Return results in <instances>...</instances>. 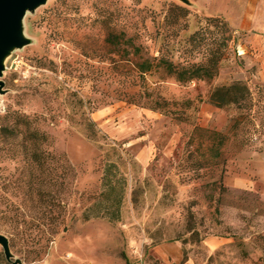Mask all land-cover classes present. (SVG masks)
<instances>
[{
  "label": "rangeland",
  "instance_id": "obj_1",
  "mask_svg": "<svg viewBox=\"0 0 264 264\" xmlns=\"http://www.w3.org/2000/svg\"><path fill=\"white\" fill-rule=\"evenodd\" d=\"M229 3L46 0L26 13L25 44L1 78L0 234L12 262L1 246L0 264H169L149 252L165 242L195 264H264V185L240 169L264 158V78L243 58L249 31L233 28ZM122 29L146 56L218 61V73L179 82L155 69L140 79L131 51L107 42ZM237 81L254 102L234 128L240 111L210 96ZM9 112L27 115L48 142L2 131ZM109 163L127 180L121 220H85ZM239 174L248 187L230 184Z\"/></svg>",
  "mask_w": 264,
  "mask_h": 264
},
{
  "label": "trees",
  "instance_id": "obj_2",
  "mask_svg": "<svg viewBox=\"0 0 264 264\" xmlns=\"http://www.w3.org/2000/svg\"><path fill=\"white\" fill-rule=\"evenodd\" d=\"M109 44H116L119 47L124 46L131 54L135 56V61H131L135 72L140 79L155 69L163 70L167 75L175 77L179 82H191L194 80H211L218 73V61L204 62L192 65L175 64L173 61L161 57L146 56L143 53V47L134 42V37H129L125 30L119 33L109 31L107 36ZM210 102L218 108L235 106L240 114L236 118L233 125L238 128L241 122L248 120L249 111L253 107V93L249 86L242 81L234 82L230 85H224L215 88L210 96ZM6 117L13 118V123L1 129L4 132L17 135L24 133L27 139H35L39 145L48 142L49 137L46 133L40 132L33 127L30 118L19 112H9ZM217 135H219L217 133ZM29 149L28 146L25 147ZM46 150L42 149L36 159L45 166L47 163ZM58 168L66 169V163L61 158L57 159ZM62 179V176L59 177ZM61 184H64V179ZM127 180L121 173L116 163H109L104 169L102 179V191L98 196V200L84 213V219L106 218L110 222L121 220V208L123 205L124 195L126 191Z\"/></svg>",
  "mask_w": 264,
  "mask_h": 264
},
{
  "label": "crops",
  "instance_id": "obj_3",
  "mask_svg": "<svg viewBox=\"0 0 264 264\" xmlns=\"http://www.w3.org/2000/svg\"><path fill=\"white\" fill-rule=\"evenodd\" d=\"M233 28L249 31L244 39L243 58L250 66H257L258 75L264 78V0H230L225 14ZM241 16L243 18H241ZM240 166L243 171L256 174L258 186L264 185V158L259 154ZM249 178L239 174L229 179L230 184L236 187H248ZM151 255L162 262L169 264H195L193 260H184L183 247L178 242H165L149 247Z\"/></svg>",
  "mask_w": 264,
  "mask_h": 264
},
{
  "label": "water",
  "instance_id": "obj_4",
  "mask_svg": "<svg viewBox=\"0 0 264 264\" xmlns=\"http://www.w3.org/2000/svg\"><path fill=\"white\" fill-rule=\"evenodd\" d=\"M46 0H0V91L5 83L1 78L5 70V62L12 50L25 44L22 23L28 11L44 4ZM3 247L8 261L12 262L9 239L0 234V247ZM18 263V262H13Z\"/></svg>",
  "mask_w": 264,
  "mask_h": 264
}]
</instances>
